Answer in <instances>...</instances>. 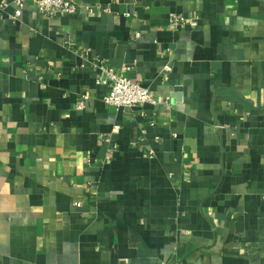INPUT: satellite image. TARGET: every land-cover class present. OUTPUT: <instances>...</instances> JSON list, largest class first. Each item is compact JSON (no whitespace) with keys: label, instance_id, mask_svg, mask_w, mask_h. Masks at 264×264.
<instances>
[{"label":"crops","instance_id":"0c3cea01","mask_svg":"<svg viewBox=\"0 0 264 264\" xmlns=\"http://www.w3.org/2000/svg\"><path fill=\"white\" fill-rule=\"evenodd\" d=\"M72 1L0 8V264H264V0Z\"/></svg>","mask_w":264,"mask_h":264},{"label":"built area","instance_id":"2783aa9c","mask_svg":"<svg viewBox=\"0 0 264 264\" xmlns=\"http://www.w3.org/2000/svg\"><path fill=\"white\" fill-rule=\"evenodd\" d=\"M26 2H31L36 10L45 16H55L59 13L74 14L76 12V4L72 0H14L16 5L14 11V18H17ZM8 5L6 0H0V8H5ZM169 23L174 28L188 24L189 26H195L196 22L192 19L186 18L182 14L171 13L169 14ZM95 66L99 69V72L95 76L96 84H109V90L102 97V101L105 105L112 106L116 110L118 109H133L142 108L145 104H155V100L149 93L148 89L141 86L138 82L131 81L128 78L122 77L112 72V70L106 67L102 62L97 61ZM165 70H169L166 66ZM87 96H82L76 104V108L82 109L84 107V101ZM148 155H153V150L148 151Z\"/></svg>","mask_w":264,"mask_h":264}]
</instances>
